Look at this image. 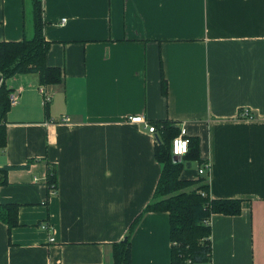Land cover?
<instances>
[{"label":"crops","instance_id":"obj_1","mask_svg":"<svg viewBox=\"0 0 264 264\" xmlns=\"http://www.w3.org/2000/svg\"><path fill=\"white\" fill-rule=\"evenodd\" d=\"M41 2L45 62L62 81H5L18 102L0 167L29 166L0 185V204L18 205L17 226L0 220V264H113L111 244L151 201L161 170L155 136L130 115L184 126L199 157L181 176L241 202L236 215L210 216L211 259L196 264H264V0ZM31 33V1L0 0V41ZM170 246L168 212L142 213L131 264H170Z\"/></svg>","mask_w":264,"mask_h":264},{"label":"trees","instance_id":"obj_2","mask_svg":"<svg viewBox=\"0 0 264 264\" xmlns=\"http://www.w3.org/2000/svg\"><path fill=\"white\" fill-rule=\"evenodd\" d=\"M31 1L30 36L18 41H0V148L6 142V114L10 108L5 81L22 73H37L41 85L62 81L61 69L48 66L45 54L49 42L43 35L42 0ZM161 90L167 92V83L161 72ZM157 131L154 147L155 159L161 165L160 174L151 201L145 211H167L169 216L170 264H196L211 259L210 224L213 213L236 215L240 212L239 199H214L209 195L208 182L203 177L188 179L181 176L188 161L198 160L197 138L189 137V148L179 161L173 160L171 142L179 127L167 120L150 121ZM187 161V162H186ZM29 163L0 167V185L7 183V172L11 168H27ZM198 174V172H197ZM199 175V174H198ZM48 184L56 187L54 168L48 174ZM192 185H196L194 188ZM17 204H0V220L8 229L18 225ZM142 213L129 225L123 240L111 244L113 264H131L130 237Z\"/></svg>","mask_w":264,"mask_h":264},{"label":"built area","instance_id":"obj_3","mask_svg":"<svg viewBox=\"0 0 264 264\" xmlns=\"http://www.w3.org/2000/svg\"><path fill=\"white\" fill-rule=\"evenodd\" d=\"M65 21V18L61 19V22ZM1 81V77H0ZM8 101L9 105L13 106L18 102V93L16 91H10L8 93ZM241 117L243 118H249L251 119L253 116L252 114L247 110L243 109L240 113ZM65 120H68V118H65ZM128 120L130 123H141L146 128L147 132H149L151 135L155 136V139L157 138V131L155 126L150 123L144 116L142 115H130L128 116ZM189 148V138L186 135L185 127L179 126V132L176 136L172 138L171 142V150L172 155L181 158L185 153H187ZM207 170H209V164L206 162L203 167L198 168V174L201 175L205 173Z\"/></svg>","mask_w":264,"mask_h":264},{"label":"water","instance_id":"obj_4","mask_svg":"<svg viewBox=\"0 0 264 264\" xmlns=\"http://www.w3.org/2000/svg\"><path fill=\"white\" fill-rule=\"evenodd\" d=\"M173 160H174V161H179L180 158H179V157H176V156H173ZM189 165H190V164L188 163V164H187V167H189Z\"/></svg>","mask_w":264,"mask_h":264},{"label":"rangeland","instance_id":"obj_5","mask_svg":"<svg viewBox=\"0 0 264 264\" xmlns=\"http://www.w3.org/2000/svg\"><path fill=\"white\" fill-rule=\"evenodd\" d=\"M193 166H194V165H193ZM195 186H196V185H192L191 187H193V188H194Z\"/></svg>","mask_w":264,"mask_h":264}]
</instances>
